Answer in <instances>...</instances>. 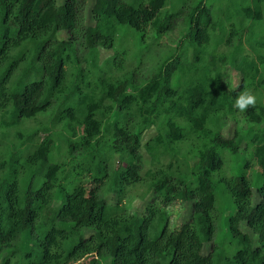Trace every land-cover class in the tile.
<instances>
[{"label": "trees", "instance_id": "16d2710c", "mask_svg": "<svg viewBox=\"0 0 264 264\" xmlns=\"http://www.w3.org/2000/svg\"><path fill=\"white\" fill-rule=\"evenodd\" d=\"M263 3L0 0V264H264ZM181 15L179 44L144 76L143 55ZM132 28L152 45L114 76L118 54L102 62L100 48ZM242 91L257 97L245 111ZM144 181L137 212L128 195Z\"/></svg>", "mask_w": 264, "mask_h": 264}, {"label": "rangeland", "instance_id": "374dc122", "mask_svg": "<svg viewBox=\"0 0 264 264\" xmlns=\"http://www.w3.org/2000/svg\"><path fill=\"white\" fill-rule=\"evenodd\" d=\"M207 3L209 5H212L213 0H206ZM195 2V1H194ZM220 4V3H218ZM180 4H177V7H179ZM221 5V4H220ZM263 7H264V3H263ZM88 12V10H87ZM87 21L88 17H87ZM175 27L174 29L170 30L168 33H166L163 36V39L157 43L154 44V46L152 47V49H150L148 52H146V48L147 46H149V48L151 47V40H149L146 43H142L139 40V35L138 33L135 31V29H131L134 36L132 35V32H129L128 35L122 40V42H116L118 45L117 48H112V49H106V48H100V57L102 62L104 61V59L114 53H117V58H116V63L113 64L112 68H111V74H113L114 76H122L123 74H125L128 70H133L134 68H136L137 65V61H136V57L134 56V54H138L140 55L141 52H146V54H144V59L143 62L141 63V66H138L139 69L137 68V70H140L141 73L144 76L150 75L152 73V71H154L156 69V66L158 64V60L161 54H165L168 49H170L171 45H177L179 44L180 40L182 39V32L181 29L183 28L184 24V16L181 15L179 18L175 19ZM250 23V22H249ZM248 23V24H249ZM258 25H261V27L264 28V19L261 20L259 22ZM130 29L128 28V26L123 25L122 26V32L123 30H127ZM261 28L258 26L256 27V31L258 32ZM245 32H247L248 34V30L246 29ZM127 33V32H126ZM126 33L124 35H126ZM60 37L63 38V35H61ZM137 39V45L135 46V38ZM118 40V39H117ZM245 51L246 53H249L251 56L256 57L258 55V51L256 49L253 48V45L247 40V37L245 38ZM222 50V48H221ZM227 73L228 75L226 76L225 80L227 85L229 86V88H236L240 85L241 80H242V75L241 72L238 71L237 69H235L233 66L228 65L227 67ZM98 75L93 76V80L97 79ZM239 120V122L237 121ZM234 120L232 119L230 121V124L225 127L224 129V133L225 135L231 136L233 135L236 127H237V122L239 123V126L244 127L245 129H249L253 124L252 122L247 119L246 117H244L243 115L239 114L238 115V119ZM33 123H36V121ZM27 125H31L30 122L27 123ZM157 133V128L155 126H152L150 128H148L145 133H144V137H143V142H147L148 139H150L151 137H153L155 134ZM45 134H47V132L45 131H41V135L45 136ZM142 153L144 156L143 162H144V169L142 171V174L145 176L146 172L151 168L152 166V162H151V155L150 153L147 151L145 146H142ZM245 151L243 150V152H241V156L245 157ZM227 159H228V164L229 165H237L238 163L236 162V158L231 155L228 154L227 155ZM114 193H110L107 194V199L110 203H112L114 201ZM151 193H148V183L147 181L142 182L136 186H134L131 191L129 192V206L132 210H135L137 212H143L145 210V207L147 205V202L152 198ZM190 216V207L186 206L185 210L183 211V213H181L178 217V220L180 221H185L189 218ZM221 224V223H220ZM254 238H256L255 235H253Z\"/></svg>", "mask_w": 264, "mask_h": 264}, {"label": "clouds", "instance_id": "9594fccd", "mask_svg": "<svg viewBox=\"0 0 264 264\" xmlns=\"http://www.w3.org/2000/svg\"><path fill=\"white\" fill-rule=\"evenodd\" d=\"M257 103V97L251 91H242L235 99L234 107L240 111H245L249 106Z\"/></svg>", "mask_w": 264, "mask_h": 264}]
</instances>
